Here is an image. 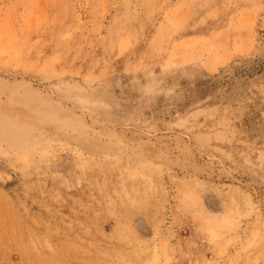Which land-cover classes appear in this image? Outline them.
Here are the masks:
<instances>
[{"label": "rangeland", "instance_id": "rangeland-1", "mask_svg": "<svg viewBox=\"0 0 264 264\" xmlns=\"http://www.w3.org/2000/svg\"><path fill=\"white\" fill-rule=\"evenodd\" d=\"M0 264H264V0H0Z\"/></svg>", "mask_w": 264, "mask_h": 264}, {"label": "clouds", "instance_id": "clouds-1", "mask_svg": "<svg viewBox=\"0 0 264 264\" xmlns=\"http://www.w3.org/2000/svg\"><path fill=\"white\" fill-rule=\"evenodd\" d=\"M198 192H205V191H209V189L207 188V186L206 185H203V186H201V185H197V189H196Z\"/></svg>", "mask_w": 264, "mask_h": 264}]
</instances>
